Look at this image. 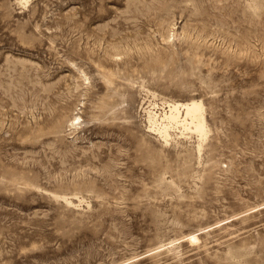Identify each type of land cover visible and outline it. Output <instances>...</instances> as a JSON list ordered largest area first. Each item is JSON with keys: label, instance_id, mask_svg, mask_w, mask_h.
<instances>
[{"label": "rangeland", "instance_id": "obj_1", "mask_svg": "<svg viewBox=\"0 0 264 264\" xmlns=\"http://www.w3.org/2000/svg\"><path fill=\"white\" fill-rule=\"evenodd\" d=\"M263 207L264 0H0V264H264Z\"/></svg>", "mask_w": 264, "mask_h": 264}, {"label": "bare ground", "instance_id": "obj_2", "mask_svg": "<svg viewBox=\"0 0 264 264\" xmlns=\"http://www.w3.org/2000/svg\"><path fill=\"white\" fill-rule=\"evenodd\" d=\"M147 113L150 131H153L163 144L167 145L175 138L188 139L195 136L197 151L200 154L203 143L210 133L205 107L201 99L192 98L183 103L167 102V106L161 112L148 111ZM182 239L181 241L195 245L200 242V233L192 232Z\"/></svg>", "mask_w": 264, "mask_h": 264}]
</instances>
